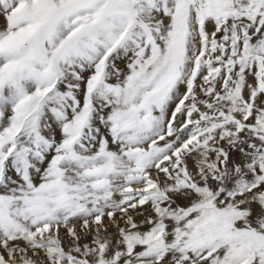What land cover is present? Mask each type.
<instances>
[{
	"label": "snow or ice",
	"instance_id": "6c2138e0",
	"mask_svg": "<svg viewBox=\"0 0 264 264\" xmlns=\"http://www.w3.org/2000/svg\"><path fill=\"white\" fill-rule=\"evenodd\" d=\"M0 264H264V0H0Z\"/></svg>",
	"mask_w": 264,
	"mask_h": 264
}]
</instances>
